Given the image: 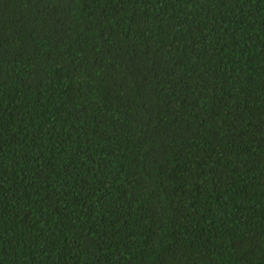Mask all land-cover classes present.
I'll return each mask as SVG.
<instances>
[{"label": "trees", "instance_id": "1", "mask_svg": "<svg viewBox=\"0 0 264 264\" xmlns=\"http://www.w3.org/2000/svg\"><path fill=\"white\" fill-rule=\"evenodd\" d=\"M0 264H264V0H0Z\"/></svg>", "mask_w": 264, "mask_h": 264}]
</instances>
